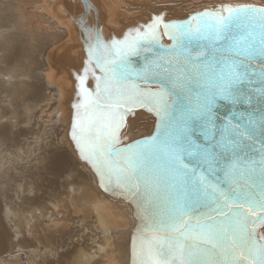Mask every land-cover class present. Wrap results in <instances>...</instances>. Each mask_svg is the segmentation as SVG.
Masks as SVG:
<instances>
[{
	"label": "bare ground",
	"instance_id": "obj_1",
	"mask_svg": "<svg viewBox=\"0 0 264 264\" xmlns=\"http://www.w3.org/2000/svg\"><path fill=\"white\" fill-rule=\"evenodd\" d=\"M240 6L264 8V0H0V264H21L14 258L2 260L14 249L11 231L23 241L24 249L15 252L29 255L27 264H142L133 254L137 216L128 202L101 189L78 147V125L83 115H109L110 122L101 119L88 140L109 139L111 155L117 148L153 137L155 114L132 99H147L143 91L149 88L161 90L157 76L171 80L170 69L191 72L197 63L211 58L204 41L172 46L164 26H173L172 35L187 34L185 30L196 29L197 21L216 13L223 18ZM153 33L157 38L148 45L146 37ZM160 45L168 47L167 52L147 57L146 50L154 54ZM118 54L112 72L121 67V77L130 87L116 74L106 79L98 68ZM144 60L154 64L149 75L157 78L156 84L147 80ZM225 76L223 91L239 81L234 75ZM119 117L122 123L117 129ZM204 123L201 119L192 124L200 128ZM263 124L264 120L259 129ZM247 125L253 132L254 124ZM213 151L227 160L217 146ZM129 165L111 169L120 170L114 176L123 185L122 180L130 178L121 177L126 170L144 175L149 168L138 161ZM218 171L231 174L225 166ZM257 174L246 178L243 193L254 181L256 194L264 191V168ZM147 182H140L142 192L151 188L153 179ZM148 195L153 196L151 190ZM259 204L248 201L252 209ZM234 214L235 219L228 215L213 231L229 232L225 229L239 215ZM242 225L245 228L243 221ZM250 238L251 234L243 237L238 231L241 260L249 252L241 245L251 242L258 264H264V226L256 242ZM226 241L217 239L216 245L221 248Z\"/></svg>",
	"mask_w": 264,
	"mask_h": 264
},
{
	"label": "water",
	"instance_id": "obj_2",
	"mask_svg": "<svg viewBox=\"0 0 264 264\" xmlns=\"http://www.w3.org/2000/svg\"><path fill=\"white\" fill-rule=\"evenodd\" d=\"M196 26L185 30L187 34L177 35L171 33L173 26L166 25L164 29L172 46H180L177 42L193 41L199 45L204 41L213 57L209 55L211 58L207 57L206 63H197L191 72L170 69L171 80L157 76L161 90L149 88L143 91L147 99H132L155 114L153 137L130 143L125 149L117 148L111 155L113 144L109 139L88 140L99 121L104 119L109 123L110 116L83 115L77 128L78 147L106 195L128 202L137 216L133 231L138 238L133 253L135 260L142 264L145 261L149 264H258L251 242L241 245L249 250L246 260H241L237 234L238 231L243 237L251 234L250 240L256 242L257 232L264 226V191L256 194L255 181L242 191L246 178L253 179L264 168V124L259 129L264 120V8L240 6L223 18L220 13L210 15L206 20L197 21ZM155 34L146 37L148 45L156 40ZM161 45L154 54L150 48L146 50L147 57L157 58L160 51L167 52L168 47ZM144 61L147 80L156 84L157 78L149 75L154 64ZM99 64L105 78H110V69ZM225 73L239 81L223 91L228 80ZM113 74L130 87V82H124L121 77V67ZM249 97L251 100L247 101ZM201 119L205 123L200 128L193 126V122L199 123ZM121 120L114 127L118 129ZM248 123L254 124L253 132H248ZM92 124L96 125L91 127ZM213 146L227 157L226 161L213 151ZM134 161L148 164V172L143 175L128 169L121 177L130 178L122 180L124 185L117 182L114 173L120 170L111 169L130 166ZM224 166L231 174L218 171ZM109 170L113 173L109 174ZM132 176L134 181L130 183ZM149 177L153 184L142 192L140 182L148 185ZM184 180L189 183L185 185ZM150 190L153 196L148 195ZM250 199L257 200L259 206L252 209L248 205ZM145 211L149 214H144ZM235 211L239 215L225 229L229 232L213 231L228 215L235 219ZM223 237L227 241L218 248L216 240ZM230 243L237 244L229 246ZM225 255L228 260L224 259Z\"/></svg>",
	"mask_w": 264,
	"mask_h": 264
},
{
	"label": "rangeland",
	"instance_id": "obj_3",
	"mask_svg": "<svg viewBox=\"0 0 264 264\" xmlns=\"http://www.w3.org/2000/svg\"><path fill=\"white\" fill-rule=\"evenodd\" d=\"M119 58V54H118V57H109L108 60H106L103 65H105V68L107 67L108 69H110V71H115V67H116V64L118 62V59ZM113 73H116V72H112L111 73V76H114ZM22 81H25V82H29L28 79H22ZM21 81V83H22ZM4 124V123H3ZM1 155V154H0ZM3 214H4V211H3ZM13 240H14V249L12 250V252H9V254H6L2 257V260L4 259H7V260H4V261H8L9 259L11 258H14L16 259L17 261H19L21 264H27L26 261H27V258L29 259V255H27V252L25 253H22V254H26L27 257H20L16 252H15V249H24L23 246H22V240H20L19 238V234L15 231H11L10 232ZM18 234V235H17ZM23 256V255H22ZM48 264H53L52 262L48 263Z\"/></svg>",
	"mask_w": 264,
	"mask_h": 264
}]
</instances>
